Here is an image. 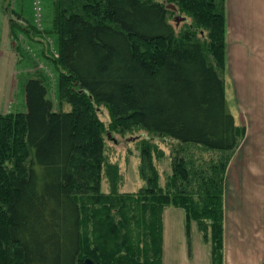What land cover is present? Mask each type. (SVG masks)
Returning <instances> with one entry per match:
<instances>
[{
	"label": "trees",
	"instance_id": "trees-1",
	"mask_svg": "<svg viewBox=\"0 0 264 264\" xmlns=\"http://www.w3.org/2000/svg\"><path fill=\"white\" fill-rule=\"evenodd\" d=\"M166 1L52 0L73 102L55 110L35 77L25 85L26 111L0 114V264H161L166 206L182 209L187 230L194 222L210 242L211 264L223 263L226 170L245 134L224 91L225 0ZM174 13L184 27L170 21ZM95 105L217 160L174 156L162 187L143 140L145 187L103 193Z\"/></svg>",
	"mask_w": 264,
	"mask_h": 264
},
{
	"label": "rangeland",
	"instance_id": "rangeland-1",
	"mask_svg": "<svg viewBox=\"0 0 264 264\" xmlns=\"http://www.w3.org/2000/svg\"><path fill=\"white\" fill-rule=\"evenodd\" d=\"M157 1L167 4L166 0ZM176 16L177 14H172L170 21L180 29L185 24L182 21L176 25ZM53 17L52 0H0V114L26 111L25 85L29 78L35 77H39L45 84L46 96L55 110H71L72 88L62 82L60 76L65 70L59 57L58 34L56 25H52ZM203 34L206 36V32ZM222 76L228 109L236 116L237 124L241 125L243 119L237 112L236 97L226 75V65ZM94 112L103 127L100 133L102 146L98 170L99 190L103 193H109L112 188L118 193H136L145 187L139 171L143 140L151 146L154 153L156 149L163 153L160 157L153 153L151 158L158 173V183L162 187L166 186L165 183L172 174L174 156L217 160L216 153L195 146L180 145L165 138L152 137L130 122L115 121L108 108L103 105H95ZM84 158L85 161L82 158V162H88ZM80 173L77 176L79 179L83 174ZM183 232L187 251L190 243V252L192 249L194 254L206 253L211 256L210 242L204 241L195 223L189 226V230L184 225ZM99 233L101 235V230ZM237 246L240 248V245Z\"/></svg>",
	"mask_w": 264,
	"mask_h": 264
},
{
	"label": "crops",
	"instance_id": "crops-1",
	"mask_svg": "<svg viewBox=\"0 0 264 264\" xmlns=\"http://www.w3.org/2000/svg\"><path fill=\"white\" fill-rule=\"evenodd\" d=\"M225 20L226 75L245 134L226 170L222 264H264V0H225ZM184 225L182 209L163 208L161 264H211L186 250Z\"/></svg>",
	"mask_w": 264,
	"mask_h": 264
},
{
	"label": "water",
	"instance_id": "water-1",
	"mask_svg": "<svg viewBox=\"0 0 264 264\" xmlns=\"http://www.w3.org/2000/svg\"><path fill=\"white\" fill-rule=\"evenodd\" d=\"M168 8H170V9H174V6L173 5H168L167 6ZM182 20V18L181 17H179V16H176L175 17V21L178 23L179 21H181ZM84 264H95L90 258H85L84 259Z\"/></svg>",
	"mask_w": 264,
	"mask_h": 264
}]
</instances>
